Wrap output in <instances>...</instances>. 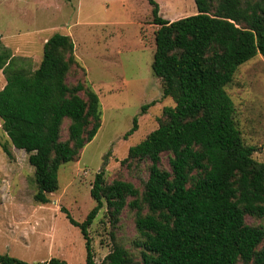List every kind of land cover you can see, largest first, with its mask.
I'll return each instance as SVG.
<instances>
[{
  "label": "trees",
  "instance_id": "obj_1",
  "mask_svg": "<svg viewBox=\"0 0 264 264\" xmlns=\"http://www.w3.org/2000/svg\"><path fill=\"white\" fill-rule=\"evenodd\" d=\"M193 1L195 15L169 22L159 16L157 3L147 0L151 24L158 27L151 70L174 106L163 109L158 127L120 162L145 165L142 191L121 179L106 182L101 170L89 191L96 204L83 222L60 208L81 234L85 264H264V226L246 222V217L264 219V162L254 160L255 148L243 142L225 91L239 66L264 57V0ZM76 65L67 35L46 40L34 69L29 58L13 55L0 41L1 127L10 144L28 155L38 188L34 200L41 205L56 188L58 170L78 158L101 125L93 89L67 82ZM65 121L67 138L61 140ZM135 127L134 120L126 135ZM163 154L167 169L161 167ZM103 206L111 229L125 207L134 212L133 246L140 262L112 231L110 252L94 261L88 229ZM0 264L30 263L0 254Z\"/></svg>",
  "mask_w": 264,
  "mask_h": 264
},
{
  "label": "rangeland",
  "instance_id": "obj_2",
  "mask_svg": "<svg viewBox=\"0 0 264 264\" xmlns=\"http://www.w3.org/2000/svg\"><path fill=\"white\" fill-rule=\"evenodd\" d=\"M154 1L159 16L169 22L196 14L193 0ZM151 19L147 0H0L2 45L11 52L17 49V55L28 53L25 57L34 69L42 58L43 37L69 36L77 65L67 82L89 85L101 106L99 130L75 161L58 170L56 188L45 194L48 202L44 205L34 200L38 188L28 155L10 144L0 122V254L30 264L52 258L85 264L81 234L60 208L76 222H83L96 204L89 191L101 170L106 182L121 179L142 191L148 177L145 165L120 162L129 148L158 127L164 119L163 109L174 106L171 98L162 96L160 81L151 70L158 28ZM3 83L0 71V86ZM225 91L236 109L243 142L255 148L254 160L264 162V57L257 55L239 66ZM142 106H146L144 112ZM134 120V131L126 135ZM67 125L65 121L61 140L67 138ZM161 167L168 168L166 154ZM14 221L15 226L6 227ZM246 222L264 226V219L246 217ZM111 231L115 241L140 262L139 249L133 246L134 212L125 207L111 229L105 206L88 229L94 261L101 262L110 252Z\"/></svg>",
  "mask_w": 264,
  "mask_h": 264
},
{
  "label": "crops",
  "instance_id": "obj_3",
  "mask_svg": "<svg viewBox=\"0 0 264 264\" xmlns=\"http://www.w3.org/2000/svg\"><path fill=\"white\" fill-rule=\"evenodd\" d=\"M49 37H43V39H42V44H44L45 42H46V40L48 39ZM0 39H1V37H0ZM43 47V46H42ZM17 50V49H16ZM16 50H14V51H12V54L13 55H15V56H21V57H25L27 54H24V55H17V51ZM28 58V57H27ZM30 59V58H29ZM31 60V59H30ZM40 63V62H39ZM38 66V65H37ZM4 84L5 83H3L2 84V86H0V89L4 86ZM24 223H26V222H24ZM28 225H29V227H36V226H38V224L37 225H33V224H30V223H28ZM13 226H15V221L14 222H10V224H8L6 227L7 228H11V227H13ZM33 231H36V229L34 230L33 229ZM48 260H50V259H48ZM48 260H46V261H48ZM46 261H40V262H46Z\"/></svg>",
  "mask_w": 264,
  "mask_h": 264
}]
</instances>
